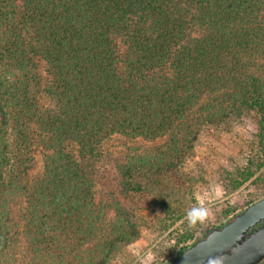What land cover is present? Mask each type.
Returning <instances> with one entry per match:
<instances>
[{
  "label": "trees",
  "instance_id": "1",
  "mask_svg": "<svg viewBox=\"0 0 264 264\" xmlns=\"http://www.w3.org/2000/svg\"><path fill=\"white\" fill-rule=\"evenodd\" d=\"M243 116L261 151L246 179L264 194V0H0V264H109L141 232L98 188L167 221L205 183L187 168L201 133ZM115 135L167 142L112 180L99 164ZM183 228L172 251L196 238Z\"/></svg>",
  "mask_w": 264,
  "mask_h": 264
},
{
  "label": "rangeland",
  "instance_id": "2",
  "mask_svg": "<svg viewBox=\"0 0 264 264\" xmlns=\"http://www.w3.org/2000/svg\"><path fill=\"white\" fill-rule=\"evenodd\" d=\"M15 5H18V1ZM122 50L125 52V47H122ZM36 68L40 78L39 105L45 108L51 104L44 92L50 77L46 73L43 61L36 62ZM257 133V125L249 116L234 120L230 127L204 130L196 144L195 157L188 162L187 168L193 173L201 170L205 183L199 189L200 191L194 193L182 205H178V211L175 209L176 214L167 221L155 220L151 211L139 210L119 193H116V199L111 201L105 189L99 187L97 201L106 205L113 204L115 200L119 201L122 210L131 214L141 232L135 242L122 245L109 264H160L165 262L193 242L181 245L175 251L170 249L175 237L182 234L183 227L198 229L195 238L197 239L207 228L223 223L229 216L264 197L258 186L259 182H256L255 178L246 179L248 168L254 164L255 160L261 158ZM166 142L167 138L147 140L115 135L103 144L104 158L99 164V171L115 177L116 166L121 162L126 163L137 150L153 151L162 147ZM41 169L42 154L41 151L35 150L34 162L27 174L32 179ZM173 189L174 186L170 182H163L156 186L158 194L171 195L168 199L175 197L172 195ZM197 201L208 208V216L204 224L189 227L184 214ZM109 208V219H114L117 211L114 207ZM175 208H177L176 205ZM229 211H234V213L224 217V214ZM13 216L15 217V214ZM19 230L20 226L17 227V231Z\"/></svg>",
  "mask_w": 264,
  "mask_h": 264
},
{
  "label": "water",
  "instance_id": "3",
  "mask_svg": "<svg viewBox=\"0 0 264 264\" xmlns=\"http://www.w3.org/2000/svg\"><path fill=\"white\" fill-rule=\"evenodd\" d=\"M212 256L223 257V264H264V197L207 228L160 264H207Z\"/></svg>",
  "mask_w": 264,
  "mask_h": 264
},
{
  "label": "clouds",
  "instance_id": "4",
  "mask_svg": "<svg viewBox=\"0 0 264 264\" xmlns=\"http://www.w3.org/2000/svg\"><path fill=\"white\" fill-rule=\"evenodd\" d=\"M208 216V208L197 201L192 207L185 211L184 218L189 227H195L198 224L205 223ZM224 258L221 256H212L208 258L207 264H223Z\"/></svg>",
  "mask_w": 264,
  "mask_h": 264
}]
</instances>
